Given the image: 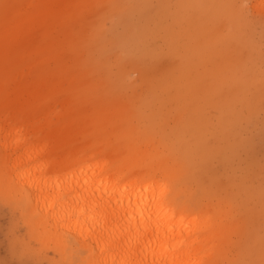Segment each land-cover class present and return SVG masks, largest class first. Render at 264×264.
Masks as SVG:
<instances>
[{"label":"rangeland","instance_id":"1","mask_svg":"<svg viewBox=\"0 0 264 264\" xmlns=\"http://www.w3.org/2000/svg\"><path fill=\"white\" fill-rule=\"evenodd\" d=\"M16 134L38 163L164 165L184 226L224 231H204L190 264H261L264 0H0V264H87L71 235L26 217L1 145Z\"/></svg>","mask_w":264,"mask_h":264},{"label":"bare ground","instance_id":"2","mask_svg":"<svg viewBox=\"0 0 264 264\" xmlns=\"http://www.w3.org/2000/svg\"><path fill=\"white\" fill-rule=\"evenodd\" d=\"M1 145L12 153L4 159L26 217L35 220L31 210L36 209L35 221L48 222L59 241V230L71 235L87 264H190L191 246L204 231L210 228L208 238H222L223 229L209 216L200 223L189 220L190 230L184 226L185 207L175 206L181 195L167 185L172 174L164 165L156 173L140 168L127 174L123 166L108 172L106 162L91 165L93 157L79 155L38 163L43 150L21 134L6 135ZM62 168L68 171L57 175ZM222 247L218 241L211 251ZM258 247L252 243L247 251L261 253ZM263 257L258 255L261 264ZM200 264L213 263L207 258Z\"/></svg>","mask_w":264,"mask_h":264}]
</instances>
